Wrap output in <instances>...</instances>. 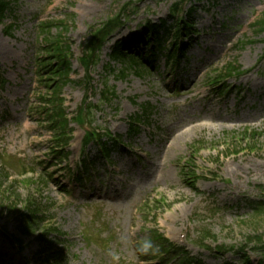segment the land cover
Instances as JSON below:
<instances>
[{"label": "rangeland", "instance_id": "374dc122", "mask_svg": "<svg viewBox=\"0 0 264 264\" xmlns=\"http://www.w3.org/2000/svg\"><path fill=\"white\" fill-rule=\"evenodd\" d=\"M175 1L9 0L11 12L0 22V264H39L38 232L19 228L29 202L39 206L42 227L53 225L62 234L64 264H113L110 249L119 252V264H178L160 249L154 255L136 250L145 237L158 245L154 235L184 249L200 261L195 264H244L239 253L217 250L242 245L249 264H264L249 241L264 237V30L256 26L264 0H196L190 21L197 34L178 68H166L159 56L152 69H127L118 77L122 64L108 58L112 42L127 39L145 21L168 18ZM126 3L124 24L86 73L79 58L88 26ZM44 21L65 22V31L53 24L48 35L61 33L72 53L71 82L60 97L67 117L77 121L68 125L69 155L56 166H49L55 165L54 144L41 101L49 92L34 67ZM231 62L245 73L214 86ZM104 84L115 91L109 102L101 98ZM85 103L93 129L121 135L124 146L107 159L97 155L96 144L83 146ZM206 108L228 119H208ZM130 117L138 120L136 133L127 131ZM181 133L166 150L168 136ZM85 157L92 168L77 179Z\"/></svg>", "mask_w": 264, "mask_h": 264}, {"label": "trees", "instance_id": "16d2710c", "mask_svg": "<svg viewBox=\"0 0 264 264\" xmlns=\"http://www.w3.org/2000/svg\"><path fill=\"white\" fill-rule=\"evenodd\" d=\"M188 1L194 2L195 0H176L171 5L169 16L171 17L172 22L166 23V20L163 19H161L158 23L145 22L140 29L132 33L130 39L116 41L114 43L109 52V58L122 64V67L117 74L118 77H124L127 69L133 70L136 74L146 72L150 69L149 57L147 55H141V52L133 47L134 44L142 42L148 36L152 37L154 42L157 43L158 47L154 46V48L157 47L159 51L163 49L160 42H162V40H164L167 36L170 37V48H168V50L165 49V57L166 60L177 61L178 51L183 52L186 46V43H184L182 39L190 37V34L195 32V29L192 28V23L189 21L192 11L195 8L193 5L188 8L185 17L178 16L183 4ZM129 4L130 3H126L118 13L111 14L105 20L89 26L88 38L81 46L80 56V63L86 67L87 70L91 66L97 64L101 48L108 40L109 36L124 24L126 19L124 11H126V6H129ZM10 12L11 6L9 0H0V22H3ZM53 24L57 25L61 29H64V31L67 28L64 21H59V23L44 21L40 23L42 43L39 44L40 53L35 57V61L39 82L42 83L48 90L47 92H49L48 95L41 97V101L45 105L43 108V114L47 118L48 130L53 137L54 146L51 151L55 155V162H57L62 158H66L68 154L64 148L69 143L70 136L68 133H70L71 130L68 126L69 119L63 106V99L60 97V91L62 86L71 82L69 77L71 70L69 58L70 45L63 42L62 38L64 37H62L63 35L61 33L54 35V37H50L48 35L51 25ZM256 26H258V30H264V18L258 21ZM11 27L12 25H6V31L10 30ZM153 54L155 55L154 52ZM240 74H242V71L239 65L228 63L224 67V73L221 77L228 78L232 75ZM114 97V89L104 84L103 90L101 91L102 100L109 102ZM146 106L147 105L143 107L144 111L147 110ZM136 131L137 128L131 124L129 126V132ZM249 135L253 137L255 132H251ZM89 140H91V134L87 136V141ZM102 149L103 153L107 156L109 154L110 147L107 144H104ZM2 176H5V174L3 173ZM1 199L2 198H0V202ZM251 203L253 204L252 206L255 210H259L260 207L258 201ZM28 206L29 208L25 210V213H20L21 218L19 219V228L24 233L38 232L35 236L39 245L36 252L37 261L39 264H63L65 256L62 251V247L58 246L59 242H64V240L59 239L61 233L56 229V227L50 225L42 227L41 224L44 219L41 217V214H39V211H41L39 206L34 202H29ZM51 233H54V237L52 238H50ZM153 239L167 255L171 252L177 251L176 256H178L177 262L179 261V264L194 263L186 252L173 248L160 235H154ZM13 241H15L19 246L22 245V242L19 239H13ZM249 241L253 246L252 250L264 258V237L261 235L252 236L249 237ZM221 249L224 252H228L232 251L233 248L221 247L220 250ZM239 250L240 251L237 252H242L243 246H241ZM242 254L243 253L240 255V260L247 264L249 259L245 256V254Z\"/></svg>", "mask_w": 264, "mask_h": 264}, {"label": "clouds", "instance_id": "9594fccd", "mask_svg": "<svg viewBox=\"0 0 264 264\" xmlns=\"http://www.w3.org/2000/svg\"><path fill=\"white\" fill-rule=\"evenodd\" d=\"M120 241L122 244H128L129 237L127 235H122L120 237ZM136 250L142 255L148 254H156L159 252V246L156 245L150 237L141 238L135 242ZM108 255L111 258L113 264H119L120 262V254L116 250H109Z\"/></svg>", "mask_w": 264, "mask_h": 264}, {"label": "bare ground", "instance_id": "6f19581e", "mask_svg": "<svg viewBox=\"0 0 264 264\" xmlns=\"http://www.w3.org/2000/svg\"><path fill=\"white\" fill-rule=\"evenodd\" d=\"M205 112L207 113L208 119L215 118L219 122H222V121H225L226 119H228L225 116H222L218 112H212L211 109L206 108ZM181 137H182V133L179 134L176 138H173L172 136H168V138H167L168 141L165 143V148H168L166 150H168V151L172 150L174 148V144L177 141H179Z\"/></svg>", "mask_w": 264, "mask_h": 264}]
</instances>
